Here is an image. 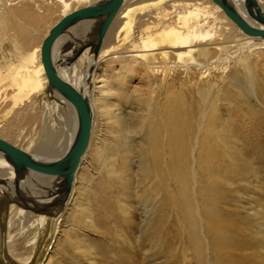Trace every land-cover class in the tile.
I'll return each mask as SVG.
<instances>
[{"label":"bare ground","instance_id":"obj_1","mask_svg":"<svg viewBox=\"0 0 264 264\" xmlns=\"http://www.w3.org/2000/svg\"><path fill=\"white\" fill-rule=\"evenodd\" d=\"M107 1L0 0V139L11 144L6 140L5 134L14 126L13 119H21L20 116L25 115L27 120L26 116L36 115L41 132L40 143L31 149L30 154H26L37 163L52 164L65 157L79 133V120L75 109L47 80L41 62L42 42L64 16L79 10V7L82 9L105 4ZM221 1L248 26L264 31V22L254 18L248 11V7L251 10L258 9L264 16V0H250L247 5L246 0ZM55 6L59 10L60 19L48 28L37 46L29 45L26 50L22 49V43L26 40L34 41L37 31L42 29L43 25L41 22H30V14H27L26 10L49 11ZM107 21L108 16H105L76 23L65 30L51 46L53 70L60 79L84 97L91 116L88 144L72 177L69 179L68 176H47L28 169L16 170L9 158L0 151V206L4 200L8 204L5 221L0 225V264H43L51 241L61 231L64 215L69 211V206L73 208L75 205L77 174L90 149L95 117L102 123L115 124V131L118 133L112 153L101 159L105 174L99 182L100 192H104L105 187L114 183H109L107 177L115 174L112 158L117 153L113 152L120 149L136 151L139 171L146 178L152 174L150 167L153 160L158 161V155L154 153L155 148L152 154H146L143 137L150 134L152 140L158 138L157 129L154 127L155 98L163 97L165 104L170 107L174 105L183 114L182 117L171 119L166 139L176 147L169 151V161L173 163L172 168L182 174L181 179L177 181L181 189L186 191L185 197L188 193L184 188L185 183L190 178V194L193 199H197V167L202 164L198 157L202 152H211L208 144L215 138L216 142L219 141L217 130H222L224 125L221 114L227 115L228 112L227 109L221 110L224 101L225 106L229 108L237 98L255 100L258 107L256 110L259 112L249 129L247 127L248 130L242 135L245 138L252 135L264 143V115L260 111H264V91L260 103L255 86V80H258L261 86L264 81L259 75L264 73V36L245 33L212 0H123L112 20ZM76 27L80 29H75ZM93 31L97 32L95 41L87 44L85 37ZM81 34L86 36L83 35L85 42L80 48L78 47L76 52L74 48L64 52L68 42ZM97 43L100 46L95 53ZM7 44H10L8 50L5 47ZM110 59H113L120 69L112 75L118 78L115 80L118 87L125 85L126 79L134 71V65L139 66L140 70L149 76L159 75L161 78L159 86L155 82L151 83L148 93L137 98L136 111L129 120L125 119L123 114L113 111L114 106L109 103V92L112 89L106 90L101 100L97 99L98 93L93 85L98 64L108 63ZM83 61L85 67L79 71ZM176 72L184 74L186 79L188 75H193L192 88L187 87L188 91L184 93L187 101L177 97L175 92H172L173 86L168 83L169 77ZM215 72L222 75L221 79L213 77ZM229 89H234L236 93H228ZM43 93L53 99L51 107L45 102L35 103V98ZM36 106L39 110L35 113ZM197 107L200 108L198 117L192 121L189 112ZM55 116L59 118L60 123L55 121ZM182 122H186L187 126L185 137L190 136L193 125L196 128L192 148H182L179 144L183 138V133L179 131L184 125ZM152 124L153 128L147 132ZM12 137L11 135V140ZM188 158L191 162L189 168ZM167 170L172 171L170 167ZM151 180L150 177L148 182ZM104 196L100 207L112 208L115 211L117 207L113 200L116 196L110 190L104 192ZM148 197L149 195H145L146 201ZM154 198L158 200L160 195L155 194ZM145 208L147 209L146 205L143 209ZM85 211L89 215V211ZM196 211L201 235L206 243L205 222L199 205ZM146 216V221H149L150 212ZM127 220L126 226H130V220ZM191 221L193 222V219ZM124 251L127 252L125 257L116 254L118 263L133 264L134 253L129 249ZM142 252L147 255L146 250Z\"/></svg>","mask_w":264,"mask_h":264},{"label":"rangeland","instance_id":"obj_2","mask_svg":"<svg viewBox=\"0 0 264 264\" xmlns=\"http://www.w3.org/2000/svg\"><path fill=\"white\" fill-rule=\"evenodd\" d=\"M26 12L30 14V22H41L43 25L37 31L34 41L26 40L22 43L21 48L25 50L29 45L37 46L48 28L60 19L56 6L49 11L27 9ZM96 33L93 31L88 37L81 34L76 37L78 40L72 38L67 44L69 48H64V52L71 48L76 52L86 38L87 44L91 41L93 43ZM83 35L86 36L85 39ZM63 41L64 39L61 40ZM9 46L10 44L5 45L7 50ZM108 61L110 62L98 64L93 85L98 93L97 99L101 100L103 93L112 89L109 92V103L114 106L113 111L123 114L129 120L136 111L137 98L148 93L151 83L155 82L159 86L161 78L159 75L149 76L139 66L134 65V71L126 79L125 85L118 87L115 81L118 78L112 75L120 69L113 59ZM83 63L79 71L84 69L85 62ZM259 75L263 80L264 73ZM213 77L221 79L222 75L215 72ZM187 78L181 72H176L168 79L169 85L173 86L172 92L184 100L187 99L184 94L188 91L187 87L192 88L193 84V75H188ZM261 83L262 86L255 80L260 103L264 81ZM228 93L236 92L229 89ZM35 99L36 104L45 102L50 107L53 100L47 93ZM154 104V127L157 129L158 138L152 140L150 134L143 138L146 154H152L155 148L154 153L158 155L159 164L153 160L150 167L152 174L146 178L137 167L139 158L136 151L130 152L124 148L113 152L117 153L112 158L115 174L107 178L109 183H114L110 187L104 186V192L110 190L116 196L113 200L117 207L115 211L100 207L105 196L98 189L105 174L101 159L112 153L113 143L118 136L115 131L117 128L113 123L109 125L102 123L97 117L94 118L90 149L77 174L75 205L73 208L69 206V211L64 215L61 231L51 241L43 264H119L116 254L125 257V249L134 253L133 264H264V143L252 135L248 138L242 135L259 112L256 110L258 107L255 100L237 98L229 108L225 106V101L222 103L224 105L221 110L227 109L228 112L227 115L220 112L224 125L222 130H217L219 141L216 142L215 138L213 143L208 144L211 152H202L198 157L202 164L197 167L196 200L190 194V178L185 183L184 188L188 192L185 197L186 191L181 189L177 181L182 174H178L179 170L173 169V163L169 161L171 158L168 153L176 147L166 139V131L171 126V119L182 117L183 114L174 105L170 107L165 104L163 97L155 98ZM199 109L197 107L189 112L192 121L198 117ZM38 110L39 107L36 106L34 112ZM260 111L264 115V111ZM56 116L55 121L60 123ZM31 117L26 116L27 120L25 115H21V119L12 118L14 126L5 134L6 140L27 154L40 143L41 138L36 115ZM182 123L184 125L179 131L183 133V138L179 144L182 148H192L196 128L193 125L190 136L185 137L187 126L186 122ZM152 128L153 124L148 127L147 132ZM169 167L172 171L167 170ZM189 167L191 162L188 158L187 168ZM150 177L152 180L148 182ZM155 194H159L160 199L155 200ZM145 195H149L147 201ZM1 204L0 225L5 221L8 208L5 200ZM145 205L147 209H143ZM198 205L205 222L206 243L198 225ZM84 210L89 211V215ZM148 212L150 220L146 221ZM127 219L130 220V226H126ZM142 250H146L147 255Z\"/></svg>","mask_w":264,"mask_h":264},{"label":"water","instance_id":"obj_3","mask_svg":"<svg viewBox=\"0 0 264 264\" xmlns=\"http://www.w3.org/2000/svg\"><path fill=\"white\" fill-rule=\"evenodd\" d=\"M123 0H108L105 4L92 5L73 13L64 16L49 32L41 45V62L45 71L47 80L56 91L65 97V99L75 109L79 120V133L73 147L68 154L55 161L52 164H40L34 161L29 155L18 149L17 147L0 139V151L3 152L11 161L16 170H32L36 173L47 176H68L69 179L76 171L81 156L85 151L91 129V116L89 106L84 97L76 91L71 85L60 79L51 64V46L62 35V33L72 25L79 22L97 20L108 16L110 22ZM216 3L224 13L245 33L253 36H264V31H258L244 23L236 13L225 5L221 0H212ZM250 0H246V5ZM252 1V0H251ZM249 13L261 22H264V16L261 15L258 9L251 10L248 7ZM100 44H96L94 52L97 53Z\"/></svg>","mask_w":264,"mask_h":264}]
</instances>
